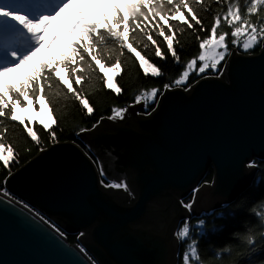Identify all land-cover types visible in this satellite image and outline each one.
I'll list each match as a JSON object with an SVG mask.
<instances>
[{"label":"water","instance_id":"obj_1","mask_svg":"<svg viewBox=\"0 0 264 264\" xmlns=\"http://www.w3.org/2000/svg\"><path fill=\"white\" fill-rule=\"evenodd\" d=\"M232 53L222 75L161 95L159 117L134 105L123 120H105L97 132L82 133V142L102 158L103 177L99 161H89L74 142L56 143L16 170L18 179L9 187L65 236L22 204L2 198L0 264H81L86 258L78 244L97 264H178L174 234L181 222L231 204L230 186L248 189L258 173L246 169L245 179H238L241 162L262 152L264 47L256 54ZM210 170L217 184L201 188ZM101 180L124 182L128 190L105 187ZM196 188L188 212L180 201ZM68 236H79L78 243Z\"/></svg>","mask_w":264,"mask_h":264},{"label":"snow or ice","instance_id":"obj_2","mask_svg":"<svg viewBox=\"0 0 264 264\" xmlns=\"http://www.w3.org/2000/svg\"><path fill=\"white\" fill-rule=\"evenodd\" d=\"M89 2L103 3L111 8V13L103 11L97 15L77 7V5H86ZM193 3L205 13L212 14L209 26L203 23L204 17L198 14ZM213 4L218 9L214 14ZM61 16H66L69 26L50 42L46 41L45 32L51 26L52 21ZM172 21L177 22V27L183 24L187 29L200 33L195 36L196 41L199 42V54L184 65L180 64L181 56L178 54L183 51V48L178 49L175 46L179 44V40L177 29L170 23ZM222 25H227L230 31H221ZM139 34H143L141 40H137ZM241 36L247 37L242 44L239 40ZM229 37L231 45L242 47L245 53H249L256 47H264V0H210L207 6L204 0H119V2L117 0H0V163L7 172L3 183H0V203L3 202L2 198H7L10 202L22 204L24 209L32 212L34 219L38 218L40 222L49 224L60 237L65 236V231L61 230L55 221L46 220L40 208L35 204H32L30 208L31 201L27 200L22 193L15 192L9 187L11 181L18 179L12 173L11 165L13 162L18 163L19 160L13 145L5 142L9 132L5 121L15 122L22 126L24 133L36 144L38 150L44 151L40 137L29 126L31 121L17 114L18 107L26 111L29 106L40 105L41 108L48 107L51 113L53 111L52 100L46 88L50 89L55 83L65 92L66 96L72 97L87 118L93 121L90 126L78 125L81 133L97 132L105 120H123L125 114L134 105H141L145 108L148 116L156 113V117H159L164 110L163 107L158 112L156 107L147 104L148 99L156 102L158 96L163 95L174 85L188 91L187 82L190 77L194 78V74H207L206 70L211 69L214 70L213 75H222L221 68L230 67L229 56L235 53L230 52ZM157 38H162V42L166 45L165 51L161 50ZM56 40L64 43L67 52H62L58 60L54 57L47 61L40 59L38 54L41 50L45 47L51 49ZM141 42L145 49L151 46L155 57L161 61L166 63L170 57L177 67H182L179 78L163 83L162 89L153 87L150 92L134 94L133 105L127 108L113 107L110 109L111 115L106 118L101 115L96 119L94 116L96 109L87 98L84 86L90 82L91 74L94 73L107 90L120 95L123 89L113 83V80L115 75L121 72L120 57L125 53L138 62L145 76L163 78L161 68L150 63L149 59L138 50ZM113 51L119 53L114 59L111 55ZM82 64H86L87 67H82ZM23 68H31V72L25 73L18 84L5 79L10 72ZM62 70L65 72L64 75L61 74ZM260 88H264V82ZM261 97H264V93ZM147 107H151V111H147ZM40 123L45 130L50 132L51 139L56 140V133L50 124L43 121ZM51 123L56 124L57 122L53 119ZM261 149V154L250 153L246 160L241 162L238 172L239 180L245 179L246 169L264 171L259 168L261 164H264V136L261 137ZM27 151L30 153L31 149ZM257 155H259L258 160L252 158ZM84 156L92 163L99 161L100 175L103 177L105 168L102 158L93 159L94 154H91L90 149L84 152ZM216 184L217 180L214 178L201 185V188ZM104 186L123 187L126 191L128 190L126 183H112ZM199 191V188L193 189L188 202L180 201L188 212L192 211ZM227 198L236 205V208L233 209L232 216L226 215V219H235L237 211L244 212L253 203V197L241 183H234L230 186ZM260 199L264 200V196ZM261 219H264V216ZM252 222L256 221H249V225ZM204 223L203 220H199L200 225ZM84 235L82 231L79 233L80 237ZM174 236L184 247V251L179 254L180 264H203L200 240L193 233L188 220L183 222ZM234 239L239 241L240 237L236 236ZM259 242L262 244L261 251L264 252V235L260 236ZM247 243L253 244L251 240H247ZM77 247L86 258L81 261V264H97L85 247L79 244ZM211 256L215 259L217 253L212 251ZM225 256L231 257L232 253L230 251L221 252L220 260H223ZM236 264H241V262L237 261ZM261 264H264V261Z\"/></svg>","mask_w":264,"mask_h":264},{"label":"trees","instance_id":"obj_3","mask_svg":"<svg viewBox=\"0 0 264 264\" xmlns=\"http://www.w3.org/2000/svg\"><path fill=\"white\" fill-rule=\"evenodd\" d=\"M117 2H119V0H117ZM209 2L210 0H204L205 6H207ZM87 7L88 4L82 5L81 8L87 12ZM100 7L101 9L99 12H96L97 14L103 11H107L109 14L111 13V8L106 7L103 3ZM193 7H196L198 14L201 17H204L203 23L206 26H209L212 20V14L205 13L203 9L195 3H193ZM217 10L216 5L213 4V14ZM170 23H172L173 27L177 29L179 44H176L175 46L178 49L181 47L183 48V51H180L178 54L181 56L180 64L184 65L194 56H198L199 42L196 41L195 36L200 33L187 29L183 24H180L179 27H177V22L175 21ZM221 31H230V29H228L227 25H222ZM142 35L143 34H139L137 40H141ZM153 36L156 38L155 33H153ZM246 38L247 37L245 36L239 37L241 44ZM157 43L160 45L161 50L165 51L166 45L162 42V38H157ZM228 43L230 45V52L237 50L243 54H256L262 48L256 47L255 49L250 50L249 53H245L242 47L238 48L235 45H231L230 37ZM138 50L149 59L150 63L161 68L163 78L145 76L139 68L138 62L125 53L120 57L122 63L121 72L115 75L117 85L123 89V92L120 95L115 94L111 90H107L94 73L91 74L90 82L84 86L87 98L91 105L96 109L94 114L96 119L101 115H104L105 118L108 115H111L112 113L110 109L113 107L127 108L129 105H133L132 98L134 94L150 92L153 87L162 89L163 83L179 78V74L183 68L177 67L170 57L167 59L166 63L161 61L158 57H155L154 49L151 46H149L148 49L144 48L143 42L138 45ZM62 52H67V48L62 41L57 40L52 45L51 49L45 47L41 50L38 56L45 61L53 57L58 60L60 59V54ZM111 55L114 59L119 53L118 51H113ZM81 66L85 68L87 67L86 64H82ZM198 66L199 61L197 62V68ZM223 69L224 68H221V73L223 72ZM30 72L31 68L19 69L10 72L5 79L14 84H18L24 74ZM206 72L207 74H194V78L190 77L187 82L188 89L203 77L220 76L219 74L213 75L212 73L214 70L211 69L206 70ZM61 74L64 75L65 72L62 70ZM177 87L178 86L174 85L172 88ZM46 92L52 100L51 107L53 111L51 113L53 119H55L57 123L53 124L51 128L55 131L57 139L52 140L50 132L45 130L41 123L35 122L33 125L31 123L29 125L37 132L44 150L56 143L74 142L80 145L85 151H88V146H86L85 143H82L80 138L82 133L77 126H90L93 121L88 119L78 103L72 97L66 96L65 92L58 88L55 83H53L50 89L46 88ZM160 96L156 98V102L148 99L147 104L151 107H156ZM151 107H147V111H151ZM143 112L146 113L145 108H143ZM5 125L9 129L5 142H10L18 153L19 162H13L11 165L12 173H14L38 155L40 151L36 144L26 136L22 126L7 120L5 121ZM27 149H31V152L29 153ZM91 154L93 153L91 152ZM93 159H96V157L93 156ZM96 164H98V162ZM259 168L264 169V164H261ZM6 175L7 172L3 168L2 163H0V183H3ZM213 179L214 175L212 170H210L204 178V183L210 182ZM103 184L107 185L108 182L103 181ZM247 190L253 197V203L251 207L247 208L244 212L237 211L235 219H226V215H233V209L236 208V205L233 203L224 206L220 210L211 213L205 212L200 215H195L190 219H186L193 228V233L196 235L197 239L200 240L203 264H236L237 261H240L241 264H261V262L264 261V252L261 251L262 244L259 242L260 236L264 235V227H261V225H264V219H261V217L264 216V200L260 199V197L264 196V171L258 170L254 182ZM189 199L190 195L184 200V202H188ZM199 220H203L205 223L200 225ZM251 220H255L256 222H252L249 225V221ZM184 221L181 222L178 228L182 226ZM236 236L240 237L239 241L234 239ZM78 237L79 236H68V240L70 243L76 244L78 243ZM247 240H251L253 244H248ZM205 250H207V254H205ZM183 251L184 247L180 244L178 251V264H180L179 254ZM212 251L217 253L215 259L211 256ZM228 251L232 253V256H225L223 260H220V253Z\"/></svg>","mask_w":264,"mask_h":264},{"label":"rangeland","instance_id":"obj_4","mask_svg":"<svg viewBox=\"0 0 264 264\" xmlns=\"http://www.w3.org/2000/svg\"><path fill=\"white\" fill-rule=\"evenodd\" d=\"M100 4H94L89 2L88 3V9L87 12H92L94 14H97L96 12H99L101 9ZM87 5V4H86ZM77 7H82V5H77ZM98 15V14H97ZM69 26V22L66 19V16H61L60 18H57L52 21L51 26L49 29L45 32V39L46 41H51L52 38L58 33H62L64 29H66ZM150 70V69H149ZM151 71V70H150ZM109 75H112L109 73ZM113 83H116V78L114 77ZM17 114L28 118V120L31 121V124L33 125L35 122L43 121L44 123L50 124L52 126L53 124L51 123L53 120V115L52 113L49 112L48 107H43L41 108L40 105L36 106H29L26 111H22L19 107L17 108Z\"/></svg>","mask_w":264,"mask_h":264},{"label":"flooded vegetation","instance_id":"obj_5","mask_svg":"<svg viewBox=\"0 0 264 264\" xmlns=\"http://www.w3.org/2000/svg\"><path fill=\"white\" fill-rule=\"evenodd\" d=\"M112 183H117V182H113V181H109L108 184H112ZM124 183V182H123ZM111 188H114V187H111ZM115 189H124L123 187H120V188H115Z\"/></svg>","mask_w":264,"mask_h":264}]
</instances>
